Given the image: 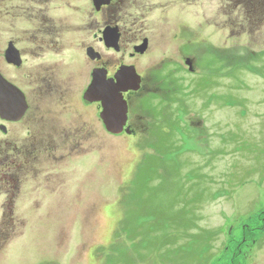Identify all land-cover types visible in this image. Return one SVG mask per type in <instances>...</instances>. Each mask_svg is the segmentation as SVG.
Instances as JSON below:
<instances>
[{
	"label": "rangeland",
	"instance_id": "obj_1",
	"mask_svg": "<svg viewBox=\"0 0 264 264\" xmlns=\"http://www.w3.org/2000/svg\"><path fill=\"white\" fill-rule=\"evenodd\" d=\"M165 1L147 16L158 26L145 33L154 52L141 61L128 58L126 43L120 53L102 48L95 32L31 60L53 66L71 90L27 94L48 130L31 122L36 173L10 207L0 193V264H264V0ZM81 41L111 62L171 58V89L143 99L156 116L134 97L135 131L108 134L97 106L79 100L91 71ZM21 72L14 77L24 83ZM84 124L90 137L73 153L41 142Z\"/></svg>",
	"mask_w": 264,
	"mask_h": 264
},
{
	"label": "flooded vegetation",
	"instance_id": "obj_2",
	"mask_svg": "<svg viewBox=\"0 0 264 264\" xmlns=\"http://www.w3.org/2000/svg\"><path fill=\"white\" fill-rule=\"evenodd\" d=\"M170 5L171 1L165 0H0V77L7 85L18 90L25 106L23 114L16 121L8 119L4 108H0L3 114V116L0 114V193H3L5 206L10 207L16 202L20 183L24 177L36 173V169L30 167L31 161L37 158L35 154L37 148H31V142L35 140V136L31 135V122L38 117L35 121L38 120L41 123L39 130H48L44 117L37 115L36 111L31 114L32 105L27 94L62 96L71 90L66 82L63 85L55 82L53 66L43 63L31 65V60H40L46 54L58 56L63 52V48L69 49L75 42V45L77 44L78 32H95L93 37H97L102 48L120 53L123 51V43H126V47H129L128 58L141 61L143 57L154 52L152 38L145 33L150 29L155 30L158 26L148 23L147 16ZM185 25L178 26V30ZM104 32H114L117 36V50L105 46ZM126 34L127 40L124 37ZM88 42L79 43L85 51V56L88 49L97 55L94 60L86 56L90 62L91 71L89 83L79 93V100L85 107L97 106L99 118L100 105L88 103L83 99L84 92L91 82L93 70H103L106 72V78H112L121 67H134L140 78V87L137 91H127L123 94L128 105L127 125L133 133L135 130L131 125L130 101L135 99L134 97L140 101L146 95L156 96L171 89L172 80L168 77L174 76L175 71L170 69L174 62L172 63L171 58L166 57L156 64L140 67L136 63L111 62L94 45V41ZM141 46L143 50L138 52L136 48ZM186 61L185 59V64H187ZM112 69L113 72H111ZM139 69L142 71L148 69V73H141ZM20 70L24 71V83L14 77V75L22 77V72L18 73ZM192 70L194 69L191 64L189 73ZM151 81L158 82L157 93L152 91L156 89V85L151 84ZM63 109H66L65 104ZM99 121L102 124L100 118ZM72 131L63 129L60 135L45 136L46 139L41 142L45 145L47 139L57 140L71 144L70 152L76 151L81 138L88 141L90 131L87 124ZM43 150L44 154L48 153L46 146ZM0 221H5L3 214L0 216Z\"/></svg>",
	"mask_w": 264,
	"mask_h": 264
},
{
	"label": "water",
	"instance_id": "obj_3",
	"mask_svg": "<svg viewBox=\"0 0 264 264\" xmlns=\"http://www.w3.org/2000/svg\"><path fill=\"white\" fill-rule=\"evenodd\" d=\"M103 36L105 46L117 50V36L114 32H104ZM142 48L143 46L136 50L142 52ZM86 55L94 60L97 54L88 49ZM186 63L191 67L189 60ZM139 85L140 78L132 66L121 67L110 79L106 78L105 71L95 69L91 74V82L84 92L83 99L88 103H100V118L105 129L110 134H119L123 131L127 120V104L122 94L129 90H138ZM23 102V97L18 90L7 85L0 77V108H4L8 119L16 121L21 117L25 109ZM126 133L129 134V129H126Z\"/></svg>",
	"mask_w": 264,
	"mask_h": 264
},
{
	"label": "trees",
	"instance_id": "obj_4",
	"mask_svg": "<svg viewBox=\"0 0 264 264\" xmlns=\"http://www.w3.org/2000/svg\"><path fill=\"white\" fill-rule=\"evenodd\" d=\"M197 85V84H196ZM209 97H212V95H209ZM143 108L145 109V110H147L148 112H149V114L150 115H152V116H156V108H155V106L153 105V102L152 101H148V100H143ZM166 149H167V146L165 147ZM174 148V147H173ZM172 148V149H173ZM155 167H153V166H149L148 167V174L150 173V172H152V170L154 169Z\"/></svg>",
	"mask_w": 264,
	"mask_h": 264
},
{
	"label": "bare ground",
	"instance_id": "obj_5",
	"mask_svg": "<svg viewBox=\"0 0 264 264\" xmlns=\"http://www.w3.org/2000/svg\"><path fill=\"white\" fill-rule=\"evenodd\" d=\"M50 168H51V167H50ZM54 169H55V168H54ZM55 170H56V169H55ZM50 171H51V170H50ZM54 173H55V172H54ZM54 173H53V174H54Z\"/></svg>",
	"mask_w": 264,
	"mask_h": 264
}]
</instances>
